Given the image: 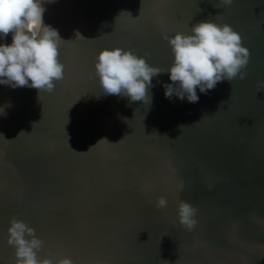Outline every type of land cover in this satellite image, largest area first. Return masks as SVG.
I'll return each mask as SVG.
<instances>
[{"label": "water", "instance_id": "obj_1", "mask_svg": "<svg viewBox=\"0 0 264 264\" xmlns=\"http://www.w3.org/2000/svg\"><path fill=\"white\" fill-rule=\"evenodd\" d=\"M43 7L44 23L66 41L59 47L64 79L40 100L36 89L0 85V264H13L12 217L44 241L38 257L54 262L259 263L264 0H54ZM206 20L241 35L250 52L243 80L219 82L207 94L197 88L196 103L165 97L167 72L153 77L150 103L102 94L94 75L99 51L132 50L166 70L172 55L162 35L191 34ZM102 138L108 142L96 144ZM159 197L165 208L155 206ZM180 201L197 210L191 230L177 222Z\"/></svg>", "mask_w": 264, "mask_h": 264}, {"label": "clouds", "instance_id": "obj_2", "mask_svg": "<svg viewBox=\"0 0 264 264\" xmlns=\"http://www.w3.org/2000/svg\"><path fill=\"white\" fill-rule=\"evenodd\" d=\"M51 2L54 0H0V39L9 34L12 36L10 44L0 43V85L36 89L39 100L41 92L52 93L56 83L64 79L65 66L59 60V47L66 41L43 19L46 11L43 4ZM232 2L221 0L225 6ZM190 33L162 35L172 55L166 70L150 66L132 50L114 47L99 51L95 57L94 75L102 94L127 97L130 102L150 103L148 92L153 87V77L167 72L172 83L162 85L165 97L175 96L196 103L199 100L197 88L207 94L219 82L245 78L250 52L242 46L241 35L229 24L201 21L190 27ZM75 38L84 39L78 31ZM261 89H264V81L257 82L256 91ZM0 114H5L3 108H0ZM179 127L182 130L186 126ZM101 140L107 141L102 138L96 144ZM155 206L165 208V197L157 198ZM196 211L191 204L180 201L178 224L191 230L196 224ZM7 244L14 249L13 264H73L67 257L55 262L51 258H39L37 254L44 241L36 236L32 227L15 217L9 220Z\"/></svg>", "mask_w": 264, "mask_h": 264}, {"label": "trees", "instance_id": "obj_3", "mask_svg": "<svg viewBox=\"0 0 264 264\" xmlns=\"http://www.w3.org/2000/svg\"><path fill=\"white\" fill-rule=\"evenodd\" d=\"M257 264H264V258Z\"/></svg>", "mask_w": 264, "mask_h": 264}]
</instances>
